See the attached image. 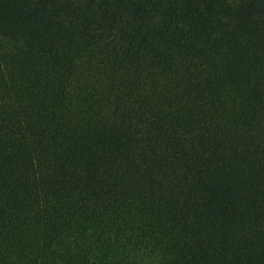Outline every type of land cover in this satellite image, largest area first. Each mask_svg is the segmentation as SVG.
I'll return each mask as SVG.
<instances>
[{
	"label": "trees",
	"instance_id": "trees-1",
	"mask_svg": "<svg viewBox=\"0 0 264 264\" xmlns=\"http://www.w3.org/2000/svg\"><path fill=\"white\" fill-rule=\"evenodd\" d=\"M0 264H264V0H0Z\"/></svg>",
	"mask_w": 264,
	"mask_h": 264
}]
</instances>
